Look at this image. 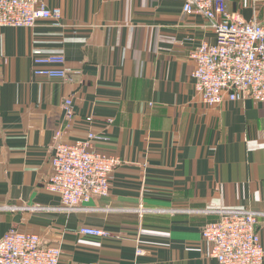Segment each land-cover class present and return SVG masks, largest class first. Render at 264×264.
<instances>
[{
	"label": "crops",
	"instance_id": "obj_1",
	"mask_svg": "<svg viewBox=\"0 0 264 264\" xmlns=\"http://www.w3.org/2000/svg\"><path fill=\"white\" fill-rule=\"evenodd\" d=\"M42 1L60 17L0 28V237L37 233L62 264H220L204 226L250 210L264 249V102L241 91L203 102L190 49L213 40L210 22L174 1ZM89 133L122 163L105 195L69 209L47 187L49 145Z\"/></svg>",
	"mask_w": 264,
	"mask_h": 264
},
{
	"label": "built area",
	"instance_id": "obj_2",
	"mask_svg": "<svg viewBox=\"0 0 264 264\" xmlns=\"http://www.w3.org/2000/svg\"><path fill=\"white\" fill-rule=\"evenodd\" d=\"M166 1L180 3L182 11L194 12L211 24L213 40L202 39L190 49L196 63L192 76L203 102L216 105L234 100L240 91L264 102V16L259 17L257 8L264 0H252V17L234 12L225 22L213 21L214 0ZM59 17L60 10L46 6L42 0H0V28H34L43 20ZM36 72L71 80L64 70ZM94 137L89 133L83 140L49 145L53 172L47 187L69 209L105 195L109 175L122 163L117 155H104L94 148ZM24 170L38 172L39 166L25 165ZM257 223L250 210L221 213L202 230V236L211 244L210 255L220 264H264ZM79 232L100 238L110 235L104 228L87 225L81 226ZM0 264H62L60 247L47 243L37 233L11 227L0 237Z\"/></svg>",
	"mask_w": 264,
	"mask_h": 264
},
{
	"label": "rangeland",
	"instance_id": "obj_3",
	"mask_svg": "<svg viewBox=\"0 0 264 264\" xmlns=\"http://www.w3.org/2000/svg\"><path fill=\"white\" fill-rule=\"evenodd\" d=\"M215 1H217L218 3L221 4V6L219 5L220 14H223V16L225 17V19H224V17H222L221 21H219V20L215 19L214 15H212L213 16V21H215V22H225V21H227V19L235 12L234 9L236 8V6H242L243 9L240 12L246 11L247 12L246 14L248 15L247 17H252V11H251L252 0H214V2ZM223 19L225 21H223ZM9 228H11V227H9Z\"/></svg>",
	"mask_w": 264,
	"mask_h": 264
}]
</instances>
